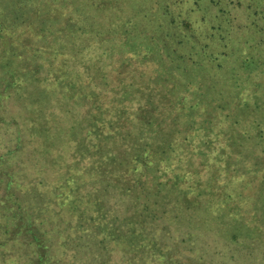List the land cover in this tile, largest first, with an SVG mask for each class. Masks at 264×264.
<instances>
[{
    "label": "trees",
    "instance_id": "obj_1",
    "mask_svg": "<svg viewBox=\"0 0 264 264\" xmlns=\"http://www.w3.org/2000/svg\"><path fill=\"white\" fill-rule=\"evenodd\" d=\"M154 3L161 23L149 19L152 24L141 28L134 20L130 28L133 17L145 19L155 6L127 10L132 16L123 26L113 13L109 25L100 18L113 8L125 11L122 0H85L84 8L98 16V27L90 31L100 35L102 27L121 39L99 38L102 48L108 40L109 47L96 59L88 56L83 102L70 106V125L61 127L58 115L48 125L38 113L40 122L31 126L42 138L38 151L54 170L61 204L130 254L132 264L149 257L157 264H187L173 245L147 230L150 218L162 217L177 231L223 239L234 264H264L259 253L264 252V0H239L250 21V30L240 36L232 34L230 0ZM111 45L124 55L114 68L117 75L107 66ZM142 49L147 51L141 54ZM132 54L139 61L134 69ZM111 76L117 84L110 95L104 88ZM239 81L255 83L260 92L243 98ZM67 90L60 94L73 98ZM83 105V114L73 112ZM222 172L243 175L242 182L229 190L219 180ZM109 189L116 193L114 205L124 210L106 208L103 191Z\"/></svg>",
    "mask_w": 264,
    "mask_h": 264
},
{
    "label": "rangeland",
    "instance_id": "obj_2",
    "mask_svg": "<svg viewBox=\"0 0 264 264\" xmlns=\"http://www.w3.org/2000/svg\"><path fill=\"white\" fill-rule=\"evenodd\" d=\"M104 1L107 0H98L99 4ZM155 1L158 0H122L124 8H121L125 11L113 8L104 12L100 19L111 25L114 13L123 21L120 22L123 26L132 16L127 10L139 11L141 4L148 3L149 7L155 6L154 12L151 13L149 9L145 19L144 16L133 17L129 27H133L134 20L141 21V28L144 22L150 23L149 19L151 22L156 20L159 25L163 14ZM84 2L0 0V264H38L41 255H45V264H132L130 254L116 248L113 242L103 240L101 235H96L93 229L80 222L79 217L61 204L59 191L55 187L54 170L37 148L42 138L31 129L34 122H40L38 113L41 118L44 117V121H48V125L52 122L51 117L55 119L54 115L63 117L61 127L70 125L73 119L70 106L74 101H78L77 105L83 102L81 93L85 86L81 87L82 83L86 84L83 70L88 56L92 54L96 59L105 46L109 47V40L101 43L103 48L97 41L107 37L120 42V34L116 31L109 30L106 34L102 27L103 34L90 31L94 26L98 27L95 23L98 21V16L95 17L97 11H87ZM230 2L232 34L240 36L250 30L249 15L239 0ZM23 3L25 8H21ZM138 4L139 7L135 8ZM145 10L146 6L142 12L145 13ZM163 25L167 28L166 24ZM38 28L43 29L37 31ZM113 46L110 50L114 53L107 59V63H110L107 66L117 75L119 71L114 68L124 55L122 50L117 51V46ZM146 51L140 50L141 54ZM124 54L127 56V53ZM107 56L105 54L104 57ZM131 62L130 68H136L138 57L134 55ZM148 63L145 62L144 67L150 73ZM25 78H28L27 82L21 84L20 79ZM114 78L111 76L104 88L110 95L112 86L117 84ZM69 82L73 86L69 87ZM237 85L241 86L238 90L243 98L252 99L255 92H260L254 87L255 83L239 81ZM60 89H69L66 94L73 95V98L63 97ZM65 101L70 103L69 106L62 104ZM62 107L67 109L61 110ZM85 109L83 105L79 110L73 109V112L83 114ZM67 110H71V114ZM262 149L260 147L259 151ZM247 176L248 173L244 178ZM242 178L243 175L222 172L219 180L232 190L242 182ZM103 192L107 198V209L113 212L124 210L123 204L114 205V190ZM147 225V230L154 237L173 245V252L181 254L187 264H200V257H203L204 264L236 262L230 247L221 238L213 235L191 236L187 230L177 231L168 226L164 217L150 218ZM259 253L264 254L262 249ZM157 263L152 257L145 263L139 262ZM256 264H260L259 261Z\"/></svg>",
    "mask_w": 264,
    "mask_h": 264
}]
</instances>
